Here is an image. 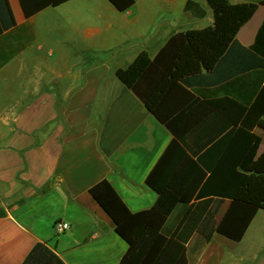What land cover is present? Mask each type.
<instances>
[{
    "label": "crops",
    "instance_id": "obj_1",
    "mask_svg": "<svg viewBox=\"0 0 264 264\" xmlns=\"http://www.w3.org/2000/svg\"><path fill=\"white\" fill-rule=\"evenodd\" d=\"M8 2L16 25L3 32L0 57L14 54L0 73L10 76L16 69L19 103L5 111L0 128V264H23L38 243L63 264H134L126 258L127 243L90 195V187L106 179L131 212L151 208L158 195L146 177L173 139L161 118L181 91L206 100L234 97L249 108L264 87L261 71L216 83H184L183 79L212 73L217 64L218 58L199 50L175 69L171 86L150 112L115 70L130 65L142 50L153 58L175 32L212 26L213 13L204 2L202 18L184 11L187 0H135L123 12L108 0H68L29 18L19 0ZM263 21L264 5H259L238 30V43L251 47ZM243 116L242 131L235 128L226 142L230 167L253 166L264 152V129L258 125L264 121V99L257 110ZM218 127L216 119L205 117L196 142L215 134ZM209 156L207 164L216 159ZM237 169L253 174L252 169ZM224 179L234 177L218 178ZM190 204L175 206L163 233L170 237L177 232L192 264H264V209L257 210L239 241L217 232L204 241L194 223L185 230L191 229L189 237L181 233L179 223ZM230 204V198L197 200L191 214L202 215V221L216 227ZM207 214L212 217L206 221ZM56 221L67 222L68 229L56 234ZM199 245L201 249L195 248ZM30 264L57 263L41 258Z\"/></svg>",
    "mask_w": 264,
    "mask_h": 264
},
{
    "label": "trees",
    "instance_id": "obj_2",
    "mask_svg": "<svg viewBox=\"0 0 264 264\" xmlns=\"http://www.w3.org/2000/svg\"><path fill=\"white\" fill-rule=\"evenodd\" d=\"M66 1L68 0H19V4L24 16L29 18L45 8L58 6ZM108 1L121 12L128 10L135 2ZM202 2L213 13L212 26L175 32L153 58L147 50H142L130 65L115 70L117 78L150 112L155 111L171 86L175 69H180L199 50L218 58L217 64L212 73L183 79L184 83L197 79L222 82L258 69L261 71L260 80L264 78V21L251 47H243L236 40L240 27L250 19L259 5H264V0L242 4H232L229 0H187L184 11L202 18L206 15ZM15 25L8 0H0V39L5 30ZM13 54L0 57V67ZM263 99L264 87L260 88L249 108L234 97L206 100L183 89L173 106L161 118L173 139L146 177V184L158 195L151 208L131 212L106 179L90 187V195L111 218L117 234L127 243L126 258L134 264H192L187 256L189 250L178 241L177 232L170 237L163 233L169 214L178 204L187 206L192 202L179 223V227L183 229L181 233L186 237L190 236L191 229L187 233L185 230L191 223L195 224L193 226L198 234H204V241H209L213 232L233 241H239L243 237L257 210L264 209V152L253 166L241 164L239 167H230L227 164L229 151L226 149V142L235 128L242 131L239 126L245 112L257 110ZM205 117L216 119L219 127L215 134L198 140L197 143V130ZM258 125L264 129L263 120ZM254 152L255 150L251 156ZM196 154L200 155L195 157ZM209 155L216 157L211 164L205 161ZM237 168L252 169L253 174L247 175ZM227 174L233 175L234 180H218L221 176L225 178ZM213 198L231 199L228 210L216 227L212 221H202V215L191 214V206L197 200L209 203ZM205 216L206 221L212 217L210 214ZM195 248L201 249L202 246ZM41 258H52L57 264H63L41 243L33 247L23 264H30Z\"/></svg>",
    "mask_w": 264,
    "mask_h": 264
},
{
    "label": "rangeland",
    "instance_id": "obj_3",
    "mask_svg": "<svg viewBox=\"0 0 264 264\" xmlns=\"http://www.w3.org/2000/svg\"><path fill=\"white\" fill-rule=\"evenodd\" d=\"M91 15H92V21L94 23L95 12L93 9L91 11ZM43 22H45L44 24L48 23L47 21H43ZM40 35H42V33H40ZM14 79H17L16 69L13 70L10 76H8V74L5 72L0 73V128L2 127L3 124V116L5 114V111L10 106H14V105L16 106L19 103L17 101L19 84ZM6 90H8V92H6Z\"/></svg>",
    "mask_w": 264,
    "mask_h": 264
},
{
    "label": "built area",
    "instance_id": "obj_4",
    "mask_svg": "<svg viewBox=\"0 0 264 264\" xmlns=\"http://www.w3.org/2000/svg\"><path fill=\"white\" fill-rule=\"evenodd\" d=\"M69 224L64 221H56L53 226V230L56 234H60L68 229Z\"/></svg>",
    "mask_w": 264,
    "mask_h": 264
}]
</instances>
